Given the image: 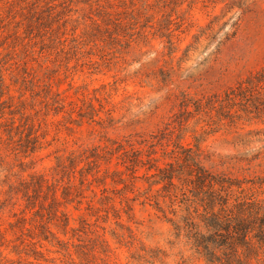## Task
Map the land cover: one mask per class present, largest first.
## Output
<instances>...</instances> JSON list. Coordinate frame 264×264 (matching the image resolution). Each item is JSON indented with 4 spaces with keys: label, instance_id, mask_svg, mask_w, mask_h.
<instances>
[{
    "label": "trees",
    "instance_id": "16d2710c",
    "mask_svg": "<svg viewBox=\"0 0 264 264\" xmlns=\"http://www.w3.org/2000/svg\"><path fill=\"white\" fill-rule=\"evenodd\" d=\"M53 1L0 0V38L11 36L15 41H21L19 45L24 49L19 50L17 44L4 45L0 42V170L6 173L0 181V188L6 187L0 191L5 196L0 201V212L9 208L12 217L6 226L0 224V264H56V261L59 264H89L96 255L107 256V241L93 230V225L79 217V227L73 228L70 216L62 208L73 201L80 204L84 190L90 191L95 197L91 189L93 182L105 187V180L114 176L118 181L112 179L113 184H123V172L119 170L109 171L107 167L103 176H99L101 162L108 165L114 156L119 161L117 164L133 175L131 179L136 178L134 175L140 168H145L147 172L154 171L146 177L152 181L144 198L153 202L159 219L169 226L171 240L167 242L166 251L174 257L175 264H264V173L239 178L230 172L213 170L214 167L205 166L211 157L201 148L202 135L221 130L224 131L223 135L231 136L229 143L244 150L227 158L228 161L236 165H250L264 157V66L248 74L222 95L192 98L181 94L182 113L174 116L171 130L170 125H167L168 128L162 134L163 140L177 133L172 150L164 152L172 161L162 167L157 165L152 143L143 159L142 151L135 149L136 143L129 138L107 141L109 145L57 157L50 179L43 175H31L26 181L10 183L6 159L11 155L13 161L22 165L24 159L42 149L46 136L45 120H40L37 113L33 117L25 114L23 107H13L5 80V73L12 74L20 62L25 71L22 82L34 87V76L31 77L25 64L36 52V45L39 44L37 54L40 59H46L53 53L62 54L65 48L77 59L83 57L86 49H95L104 59L108 53H105L103 46L99 48L98 44L105 42L99 39V35L112 29L115 37L111 39L119 41L127 37L129 43L135 40L144 42L150 34L145 29H153L150 24L153 18L149 11L154 8L161 20L152 35L165 40L169 53L176 51L180 43L177 38L176 43L173 42L175 29L171 26L176 23H172V16L185 0H63V5L66 2L75 6L83 5L89 11L83 23L89 21V25H85L79 34L73 32L69 45L56 35L54 27L60 29L69 23L80 24L64 12L65 7L61 12L55 11ZM191 1L192 5L199 3L203 9L218 4L224 6L221 14L213 16L207 26L193 37L184 53L199 47L201 37H205L204 40L209 43L215 40L230 18L220 25L219 22L233 8L242 10L243 6L242 0ZM242 11L241 15L245 13ZM143 21L150 26L140 25ZM138 27L141 30L136 31ZM238 27L239 20H236L221 33L214 48L215 53L235 37ZM21 28L24 29L23 39L19 34ZM135 33L138 34L136 38ZM36 38L39 43L33 41ZM27 46L30 50H26ZM44 106L48 109V102ZM51 106L55 109L62 107L56 100L52 101ZM189 108L193 109L192 114ZM185 115L195 121L194 129L189 131L194 141L193 147L181 143L182 134L188 130ZM200 124L202 126L198 132L196 127ZM253 126L256 128L245 130ZM252 144L256 147L247 149ZM225 163L221 162L220 166ZM80 164L83 166L78 168ZM239 169L244 171L243 167ZM76 173L79 174L78 184L73 185ZM154 187H157L152 192L154 194L149 195ZM105 192L103 189L98 199L101 206L114 202ZM20 202H23L22 208L14 212ZM127 202L128 199L124 201L128 217L131 209ZM90 203H86L89 212L99 211ZM110 209L113 218L120 219L119 211L113 205H110ZM129 233L132 246L136 239ZM68 234L69 238L64 240ZM111 236L117 244L123 242L122 235L112 233ZM138 244L139 247L130 256L133 261L139 264H167L165 250ZM45 253L55 254L58 258H47Z\"/></svg>",
    "mask_w": 264,
    "mask_h": 264
},
{
    "label": "rangeland",
    "instance_id": "374dc122",
    "mask_svg": "<svg viewBox=\"0 0 264 264\" xmlns=\"http://www.w3.org/2000/svg\"><path fill=\"white\" fill-rule=\"evenodd\" d=\"M190 1L182 2L175 9L176 14L172 16V23H176L171 26L175 29L173 42L176 43L175 38L180 42L173 53H169L164 39L152 35L161 20L159 14L155 12L157 9L154 8L149 11V15L153 18L150 22L153 29L150 27L145 29L150 34L144 42L135 40L129 43L127 37L120 38L119 41L111 39L115 37V32L112 29L104 32L102 27L104 33L99 35V39L105 42L99 43L98 46L99 48L103 46L105 53H108L104 59L95 49H86L83 57L77 59L66 48L62 54L53 53L46 59H40L37 54L38 44L34 48L36 52L25 64L31 77L34 76V87L22 82L25 74H23L24 66L20 62L12 74L5 73L13 107L25 108V114L32 117L37 113V117L47 123L41 150L24 159L22 165L13 161L11 155L6 159L7 168L10 169V183L26 181L31 175H43L50 179L57 157H66L71 152L76 154L86 148L109 145L107 141H123L129 138L136 143L135 149L142 151L143 159L149 150V144L152 143L158 166L162 167L172 161L169 155H164V152L169 153L172 150L177 133L163 140L162 134L168 128L167 125H170L171 130L174 116L182 113L181 94L192 98L222 95L229 88L235 87L248 74L264 66V0H242V10L245 11L243 15H241L242 10L233 8L219 22L220 25L230 18L215 40L209 43L204 40L205 37H201L199 47L184 53L185 48L193 41V37L207 26L213 16L220 15L224 6L218 4L203 9L199 3L192 5ZM62 2L64 1H53L56 6L55 11L61 12L65 7L64 12L71 18L77 19L80 24L69 23L60 29L54 27L56 35L61 40H66L64 44L69 45L71 34L73 32L79 34L85 25H89V21L83 25L89 11L83 5L75 6L69 2L63 5ZM236 20H239V27L235 37L215 53L214 48L219 36ZM143 22L140 25L150 26L146 21ZM73 28L76 30L74 31ZM139 30L140 27L136 31ZM23 32L24 29L21 28L19 32L21 39L25 38ZM136 35L134 38L138 37V34ZM33 41L39 43L37 38ZM0 42L4 45H21V41H15L13 37L7 35L1 37ZM20 45L17 48L24 51ZM26 50H30V47L27 46ZM53 100L58 101L62 107L53 108L51 106ZM46 102L49 104L48 109L44 106ZM192 111L193 109L189 108L191 114ZM187 121L188 130L182 134L181 143L193 147L194 141L189 131L194 129L195 121L190 116ZM201 126L200 124L196 127L198 132ZM254 128L256 126L245 130ZM223 134L224 131L217 130L202 135L201 148L211 157L210 162L205 163V166L214 167L213 170L217 171L230 172L239 178L264 173V157L250 165L245 163L236 165L233 161H228L227 158L244 150L229 143L231 136ZM255 147L256 145L252 144L247 149ZM221 162L226 163L220 166ZM117 163L119 161L115 156L108 165L101 162L99 176H103V171L107 167L109 171L119 170L123 172L125 187L122 182L112 183V179L118 181L116 177H108L105 180V187L92 183L91 189L95 192V197L90 191L84 190L80 204L73 201L62 208L70 216L72 220L70 224L73 228L79 227L78 218L83 217L93 225V230L107 241L109 250L107 256L96 255L90 259L89 264H139L130 258L132 252L139 247L138 243L150 249L159 248L166 251L167 242L171 240L169 226L159 219L160 215L156 212L153 202L144 198L152 181L146 177L154 171L147 172L145 168H140L134 175L136 178L131 179L133 175ZM82 166L83 164H80L78 168ZM239 167H243L244 171ZM5 174L4 170H0V181ZM78 179L79 174L76 173L72 184L77 185ZM88 179L91 180V177L88 176ZM63 181L66 182V179L64 178ZM5 189L6 187L0 188V191ZM103 189L106 190L105 195L111 197L114 202L101 206L98 199ZM156 189L157 187L152 188L149 195H153L152 192ZM57 196H60V191L57 192ZM4 198L1 193L0 201ZM126 199L131 209L128 217L125 214ZM88 201H91L93 208L99 211L89 212L86 209ZM22 204L23 202H20V206L13 211L18 212ZM110 205L119 211L120 219L113 218ZM76 208L79 210H75ZM11 220L9 208L0 212V224L6 226ZM129 232L136 239L132 246ZM112 233L123 236L120 245L113 239ZM69 236L70 234L63 239L67 240ZM73 242L75 243V240ZM166 253L168 257L165 262L175 264L174 257L168 251ZM45 255L50 259L58 258L55 254L45 253ZM56 264L59 263L56 261Z\"/></svg>",
    "mask_w": 264,
    "mask_h": 264
}]
</instances>
